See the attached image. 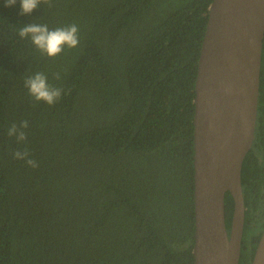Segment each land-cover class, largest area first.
I'll return each instance as SVG.
<instances>
[{
	"label": "trees",
	"instance_id": "obj_1",
	"mask_svg": "<svg viewBox=\"0 0 264 264\" xmlns=\"http://www.w3.org/2000/svg\"><path fill=\"white\" fill-rule=\"evenodd\" d=\"M212 0H0V264H195L196 78ZM78 26L42 54L20 26ZM37 72L62 89L35 101ZM59 74V79L56 75ZM239 264L264 230V43ZM27 120L25 141L8 136ZM29 152L31 167L14 158ZM231 228L234 198L226 192Z\"/></svg>",
	"mask_w": 264,
	"mask_h": 264
},
{
	"label": "water",
	"instance_id": "obj_2",
	"mask_svg": "<svg viewBox=\"0 0 264 264\" xmlns=\"http://www.w3.org/2000/svg\"><path fill=\"white\" fill-rule=\"evenodd\" d=\"M263 43L264 0H212L195 86V264L240 261L242 166L256 133ZM251 264H264V230Z\"/></svg>",
	"mask_w": 264,
	"mask_h": 264
},
{
	"label": "clouds",
	"instance_id": "obj_3",
	"mask_svg": "<svg viewBox=\"0 0 264 264\" xmlns=\"http://www.w3.org/2000/svg\"><path fill=\"white\" fill-rule=\"evenodd\" d=\"M17 0H5V6H12ZM42 0H20L21 13L28 15L41 5ZM51 7V0H43ZM18 35L22 39H30L32 44L42 53L49 57H54L63 52L65 46L68 48L77 47L79 44L78 26L71 24L64 27L49 29L46 24L29 23L19 27ZM59 79V74L56 75ZM24 86L35 101H44L48 105H53L59 101L62 89L53 87L48 83L47 76L42 72H37L28 76L24 80ZM28 127V121H21L19 126L13 123L7 130L8 136H15L17 141H25L26 133L23 129ZM29 157L27 149L16 151L14 158L25 160L31 167H37V162Z\"/></svg>",
	"mask_w": 264,
	"mask_h": 264
},
{
	"label": "flooded vegetation",
	"instance_id": "obj_4",
	"mask_svg": "<svg viewBox=\"0 0 264 264\" xmlns=\"http://www.w3.org/2000/svg\"><path fill=\"white\" fill-rule=\"evenodd\" d=\"M260 84H261V81H260ZM260 92V91H259ZM258 119V118H257Z\"/></svg>",
	"mask_w": 264,
	"mask_h": 264
}]
</instances>
